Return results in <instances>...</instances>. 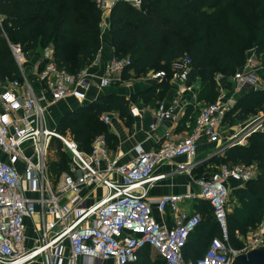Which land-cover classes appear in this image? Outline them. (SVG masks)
Wrapping results in <instances>:
<instances>
[{
	"label": "built area",
	"instance_id": "obj_1",
	"mask_svg": "<svg viewBox=\"0 0 264 264\" xmlns=\"http://www.w3.org/2000/svg\"><path fill=\"white\" fill-rule=\"evenodd\" d=\"M101 10H109L118 0H95ZM140 7L143 0H127ZM22 79H0V264H26L36 257H44L49 264H127L138 259L139 252L150 246L155 255L162 256L169 264H229L233 255L258 242H264V224L248 245L237 249L231 242L228 223V205L231 182L238 187L258 175L256 165L236 164L223 166L210 174L194 178L193 158L201 137L209 142L222 138L227 112L235 96L226 100L205 103L199 108L194 122L187 123L189 133L166 130L158 146L152 149L136 148V156L129 163H120L112 157L105 135H96L90 151L79 148L69 134L48 124V110L59 100L86 92L95 82L100 89L121 82L131 63L130 57H114L102 74L90 66L75 73L61 66L52 47H46L42 68L38 74L44 88H34L27 76V52L20 43L11 44ZM259 55L253 47L243 68L231 77L238 91L261 87ZM193 59L184 55L173 62L174 74L187 84ZM161 80L167 76L164 69L149 73ZM181 100L173 97L160 101L153 110L150 129L164 120L184 113ZM133 116H141L138 106L130 108ZM106 122L109 116L104 115ZM261 126V121L255 128ZM61 140L70 152L69 170L57 185H52L46 172L45 155L51 139ZM246 144L243 136L238 140ZM231 145L226 143L216 153ZM20 159L22 170L2 154ZM186 161L176 164L175 170L187 172L198 186V192L163 194L156 207L162 214L170 212L172 223L166 218L157 220L148 197L149 186L164 176L155 174L157 166L177 157ZM88 187L87 190H83ZM101 193L98 195V192ZM87 192V193H86ZM94 198L88 203V196ZM210 202L220 234L210 241L203 256L185 259L183 247L189 235L203 217L198 211L184 210L185 201ZM35 219L38 231L36 243L28 246L26 220Z\"/></svg>",
	"mask_w": 264,
	"mask_h": 264
},
{
	"label": "trees",
	"instance_id": "obj_2",
	"mask_svg": "<svg viewBox=\"0 0 264 264\" xmlns=\"http://www.w3.org/2000/svg\"><path fill=\"white\" fill-rule=\"evenodd\" d=\"M102 16L103 10L95 0H0V30L4 26L10 40L20 43L29 53L50 45L57 62L71 73L90 66L96 59L102 46ZM110 37L115 57L131 58L123 80L143 76L152 69H164L168 78L174 71L173 62L187 54L193 59L187 83L200 77L206 83L202 92L207 97L206 103H211L219 92L216 74L232 77L243 68L251 48L264 49V0H143L140 7L118 0L110 11ZM0 76H6L0 77L2 81L22 79L1 31ZM153 92L156 93L155 87ZM129 103L124 95H103L91 105L68 111L58 128L71 130L82 150L90 151L94 137L102 133L108 145H112L114 135L100 115L111 109L125 115ZM251 105L264 107V88L246 92L227 112L226 119L239 108L245 113ZM59 142L56 151L59 159L51 165L54 172L67 165ZM213 157L194 168L205 170V164L214 161L216 155ZM217 157L236 164L252 165L257 161L258 181L251 179L245 187H234L231 191L247 201L243 208L236 207L233 211L236 222L249 226L252 220L259 221L264 216V131L254 133L246 144L227 147ZM205 174L210 173L192 175L198 178ZM253 182L263 195L247 188ZM196 211L203 219L183 247L185 259L203 256L212 238L221 232L209 201L200 200ZM231 215L229 212V231L235 246ZM127 264L169 263L162 256L152 257L148 245L139 252L137 260Z\"/></svg>",
	"mask_w": 264,
	"mask_h": 264
},
{
	"label": "crops",
	"instance_id": "obj_3",
	"mask_svg": "<svg viewBox=\"0 0 264 264\" xmlns=\"http://www.w3.org/2000/svg\"><path fill=\"white\" fill-rule=\"evenodd\" d=\"M110 11L111 8L103 12L101 21L102 46L96 57L99 59V61L94 65L93 68H91L92 72L99 75L106 71L111 60L115 57L114 47L112 45V40L110 37ZM46 47L51 46L48 45ZM46 47L41 50L31 51L30 53L27 52V68H31L30 71L27 70V76L38 93H40L41 89L44 88V83L41 82L38 74L40 73L42 68V57L45 53ZM153 71L155 70L152 69L143 76L139 75L137 77H130L126 79L127 81L125 82L115 80L111 85L103 89H100L95 82L86 92L82 91L81 94L79 92L76 95H72L52 104V106L49 107L48 116L49 111L52 109L51 112H53V109L55 107L59 111H61V113H66L68 111H74L81 105H91L95 100L103 95H124L130 100L129 110L125 115H122L117 109H111L102 112L100 116L103 122L107 125L110 133L114 135L113 144L109 145L110 155L117 158L120 163H129L136 156L137 146H140L144 149H152L157 147L159 142L164 137L166 130L169 129L175 133H189L192 128L188 127L186 124L189 122H194V118L198 114L199 108L207 102V97L205 94H203L206 83H204L200 77H197L196 79L188 82L187 84L191 86V89H186L183 85L184 82L180 78H177L175 76L174 71L168 78H164L161 80L152 78L149 75V73ZM219 83L220 86L218 88L219 92L217 99L226 100L227 98L233 97L234 95L235 99L232 106H234L246 92L250 91H238L237 89H235V82L232 78L228 79L226 82ZM153 87H155L156 93L153 92ZM173 97H178L181 100V107H183L184 113H176L173 118L164 120L161 124L156 126V128L150 129V123L153 120V110L155 109L158 102H167ZM133 105L138 106L142 113L141 116H133L131 114L130 108ZM104 115L109 116L108 122L103 119ZM230 120V117L225 120V124L223 125L222 138L227 135L225 127ZM55 129H57V127ZM58 131L69 134V129L65 131ZM220 141L209 142L205 137H201L195 156L201 152L206 153L207 151L208 152L205 156L210 154V152L219 155L220 153H216V151L220 148V146L217 145L218 143H220ZM225 144L221 145V147H223ZM64 148L66 149V147ZM68 153L70 154L69 151ZM2 157L8 161H13L18 165L20 170H22L23 162L20 159L5 153L2 154ZM186 159L187 158L184 156L174 158L172 160L159 164L155 170V174L164 175L151 182L148 192V197L152 202L154 215L157 220H163L166 218V221L171 224L173 217V215L169 212L162 214L158 211L156 204L161 195L169 193H184L187 191L198 190V186L193 182L191 176L187 172L182 170H175L176 164L181 161L184 162L186 161ZM193 161L196 165L202 162L201 157L199 158V160L197 159ZM196 165H194V167ZM68 170L69 168L65 172H67ZM231 185L233 186L232 189L234 187H238V184L235 181H232ZM87 189L88 187H85L83 190L85 191ZM100 193L101 191L98 192V195ZM93 200L94 198L89 195L87 202L91 203ZM199 204L200 200H187L181 204V207L184 210L194 211L198 210ZM35 219H37V216L34 218H28L26 220V233L28 237L26 244L28 246L36 243V238L38 237V231L35 230L34 226ZM151 255L152 257L157 256L153 254L152 251ZM26 264L49 263L44 257L40 256L28 261Z\"/></svg>",
	"mask_w": 264,
	"mask_h": 264
},
{
	"label": "rangeland",
	"instance_id": "obj_4",
	"mask_svg": "<svg viewBox=\"0 0 264 264\" xmlns=\"http://www.w3.org/2000/svg\"><path fill=\"white\" fill-rule=\"evenodd\" d=\"M0 20H2V19H0ZM1 27H2L0 30L1 34L7 40L8 44L11 48V44L16 43V42L11 41L9 33L6 31L4 26H1ZM101 34H102V30H101ZM256 52L257 53L259 52L258 62H259L260 68H261V72H260L261 87L264 88V49L258 48V50H256ZM26 56H28V53L26 54ZM158 70H161V69H156L155 71H158ZM0 77L5 78L6 76H0ZM230 78H231V74H229V75L222 74V73L216 74L217 81H219L221 83L226 82ZM216 100H218V99L216 98ZM51 110L49 111L48 124L52 128L57 127L56 130H61L62 127L59 129L58 124H59L60 120L64 117V115L67 114V112L61 113V111H59L56 107L53 109V112H51ZM242 112L243 111H241V108H239L238 110L233 112V114L230 117L231 120L228 122L227 126L225 127L226 133H227V135L225 136L226 138L223 137L222 138L223 140L221 139L223 142L220 141V143H218L217 145H219L221 147V145H223L225 143H230L231 145H229L228 148H231V147L236 146V145H242L239 143L238 140H242L243 136L245 137L246 143H247V142H250V137H252L254 133H256L258 131H264V107L259 109V107H256L255 105H251V109H247L245 111V113H242ZM260 121H261V126L258 129L255 128V124L260 122ZM69 134L71 136H73L71 130H69ZM102 134H104V133H102ZM59 141H61V140L53 137L49 143V146L47 148V152L45 155L46 172L48 174L49 181L52 185H57L61 181L64 172L69 168L70 163H71V155L64 148V144L61 141L62 152L64 153V156L67 160L66 168H63L59 172H54L51 169V165L59 159L58 155H56L57 144L60 143ZM225 150L223 151V153H220L219 156H222L224 154ZM207 152L206 153L201 152V153L197 154L193 158V160H197L201 157V161L202 162L204 161V163H205V161L208 162L209 158L213 157V155L214 156L216 155V154H213L210 152V154L205 156L207 154ZM217 156L218 155H216V159L214 161L210 162L209 164H205V170L203 169V167H201V168L200 167L199 168L193 167L194 169L192 168V170H191L192 174L197 175V174H200L203 172L211 173V172L217 171L219 168H221L223 166L236 165V163H232V162L227 161V160L223 161V159H221V157H217ZM250 164L256 165L257 168L259 167V165L257 164V161L252 162ZM258 178H256V179L253 178L252 181H254V180L258 181ZM246 184L247 183L243 184L240 188L245 187ZM247 188L249 190H251L254 194L263 195L260 187L257 186V184H255L254 182L248 184ZM194 191L198 192L197 190H194ZM245 203H247L245 198L240 197V196L234 194V192L232 193V191H231L230 197H229L228 210H229L230 214H232L231 215V224L233 227L232 232L234 234V243H235V247L237 249L243 248L244 246L248 245V243L252 239H255V236L257 234H259V232H260V230L264 224V216L259 221H253L252 220L249 226L239 225L236 222V220L233 217V211L236 209V207L237 208H243ZM188 212H190V211H188Z\"/></svg>",
	"mask_w": 264,
	"mask_h": 264
},
{
	"label": "water",
	"instance_id": "obj_5",
	"mask_svg": "<svg viewBox=\"0 0 264 264\" xmlns=\"http://www.w3.org/2000/svg\"><path fill=\"white\" fill-rule=\"evenodd\" d=\"M31 68H27L30 71ZM229 264H264V242H258L232 256Z\"/></svg>",
	"mask_w": 264,
	"mask_h": 264
}]
</instances>
